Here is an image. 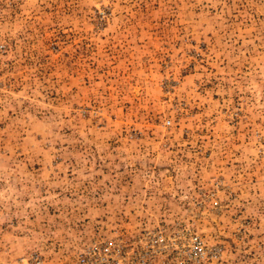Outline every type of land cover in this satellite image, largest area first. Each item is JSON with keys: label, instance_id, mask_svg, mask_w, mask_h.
I'll use <instances>...</instances> for the list:
<instances>
[{"label": "rangeland", "instance_id": "obj_1", "mask_svg": "<svg viewBox=\"0 0 264 264\" xmlns=\"http://www.w3.org/2000/svg\"><path fill=\"white\" fill-rule=\"evenodd\" d=\"M86 249L264 264V0H0V264Z\"/></svg>", "mask_w": 264, "mask_h": 264}, {"label": "built area", "instance_id": "obj_2", "mask_svg": "<svg viewBox=\"0 0 264 264\" xmlns=\"http://www.w3.org/2000/svg\"><path fill=\"white\" fill-rule=\"evenodd\" d=\"M167 125L168 122H165ZM158 228L152 232L146 233V236L149 239V243L151 245V248H153L152 253L153 254H160L162 253L166 248V237L163 235V230L161 228L165 227H155ZM191 244L193 245L192 249L195 254V258L198 259L203 255L202 252V245L201 242L198 240L197 237H192L190 239ZM106 250V249H105ZM90 252L89 250H84L79 257L78 264H89V260H87V257L89 256ZM29 264H42V261L38 257H32L29 261ZM114 264H117L116 262Z\"/></svg>", "mask_w": 264, "mask_h": 264}]
</instances>
